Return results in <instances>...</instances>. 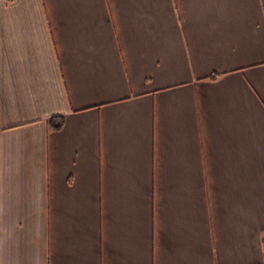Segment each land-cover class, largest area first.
<instances>
[{
    "label": "crops",
    "instance_id": "1",
    "mask_svg": "<svg viewBox=\"0 0 264 264\" xmlns=\"http://www.w3.org/2000/svg\"><path fill=\"white\" fill-rule=\"evenodd\" d=\"M262 241L264 0H0V264H264Z\"/></svg>",
    "mask_w": 264,
    "mask_h": 264
},
{
    "label": "trees",
    "instance_id": "2",
    "mask_svg": "<svg viewBox=\"0 0 264 264\" xmlns=\"http://www.w3.org/2000/svg\"><path fill=\"white\" fill-rule=\"evenodd\" d=\"M212 80L216 79V76H212ZM64 124V118L62 116H54L47 120L48 128L52 131H60ZM262 252L264 258V241H262Z\"/></svg>",
    "mask_w": 264,
    "mask_h": 264
}]
</instances>
